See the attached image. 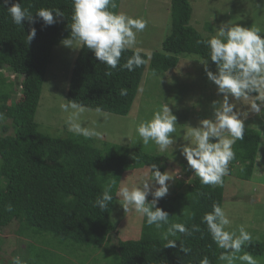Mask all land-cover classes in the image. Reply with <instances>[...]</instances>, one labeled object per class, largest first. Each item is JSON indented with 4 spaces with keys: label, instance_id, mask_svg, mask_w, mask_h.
<instances>
[{
    "label": "trees",
    "instance_id": "trees-1",
    "mask_svg": "<svg viewBox=\"0 0 264 264\" xmlns=\"http://www.w3.org/2000/svg\"><path fill=\"white\" fill-rule=\"evenodd\" d=\"M20 2L29 8L36 21H23V26L15 25L6 7H0V230L17 223L18 245L10 258L0 254V264H11L13 257H19L22 264H59L51 254L45 253L41 260L37 246L33 242L36 235L49 233L56 239H49L54 246L71 250L79 246L103 248L104 256L111 251L113 264H199V260L208 256L211 264H219V249L207 232L201 218L212 210L213 202H223V186L201 185L199 178L193 175L187 163H182L186 174L192 173L185 189L182 181L177 180L170 194L158 201L157 207L168 212L169 224L181 223L192 230L198 225L200 231L186 235L177 233L175 248L165 247L161 238L169 225L157 229L148 226L142 219L141 234L138 238H120L112 247H103L106 238L116 230V220L111 217L114 203L119 199L117 190L126 171L148 168L156 164L161 172L165 171L163 159L144 149L143 143L124 145L98 140L85 139L69 131L53 136L39 128L35 120L41 88L47 66L51 60L54 46L70 36L72 0H11ZM117 12L120 0H114ZM3 0H0V6ZM10 6V5H9ZM40 8L56 9L64 12V17L51 26H44L41 18L35 16ZM171 27L162 42L161 50L142 55L146 63L129 72L118 66L109 69L100 63L87 48L78 49L69 76L66 100L75 101L86 108L96 109L117 115H126L144 75L165 72L174 68L180 54H196L210 67L216 66L208 56V50L197 44L213 34L203 35L195 27L192 19L193 7L190 0L170 1ZM36 36L28 42L31 28ZM134 50L124 52L123 64ZM6 68L15 74L16 86L20 84L23 93L22 102L12 98V80L6 83L2 70ZM111 73L110 75L108 73ZM126 89L127 94L120 95ZM252 95H255L253 93ZM9 100V102H8ZM9 123H1L6 119ZM262 139L259 130L245 127L244 139L233 146L236 152V169H230L239 178L249 179L255 165L256 154ZM150 171V170H149ZM134 175V174H133ZM113 180V200L106 209H100L95 201L100 198L105 187ZM152 197H147L151 201ZM11 206V211H8ZM3 239L0 238V248ZM180 244L191 251L185 255ZM68 249H64L65 247ZM256 258L264 257V242L252 240L244 249ZM105 257V259H106ZM60 258V256H59ZM67 259V258H66ZM67 261L63 264H88L82 261ZM111 262V261H110Z\"/></svg>",
    "mask_w": 264,
    "mask_h": 264
},
{
    "label": "clouds",
    "instance_id": "clouds-1",
    "mask_svg": "<svg viewBox=\"0 0 264 264\" xmlns=\"http://www.w3.org/2000/svg\"><path fill=\"white\" fill-rule=\"evenodd\" d=\"M0 7H6L12 22L17 26H23L25 20L36 22L33 13L29 8L22 7L20 2L3 0ZM115 7L114 0H72V22L67 26L70 36L62 44L69 48H87L109 69L120 66L131 72L146 63L142 55L144 50L137 46V34L146 29L148 21L115 12L112 10ZM35 16L42 19L44 26H51L58 22V18L64 17V12L59 8H40L36 10ZM262 33L259 27L248 28L228 22L221 24L215 35L197 41V44H202L208 50L209 60L216 66L215 72L205 68L207 78L216 86L217 94H222V99L211 103L212 118L200 120L196 127L188 126L184 139L187 143L179 145L180 154L186 159L193 175L199 178L201 185L222 186L224 177L229 175L230 163L236 159L233 146L238 140L244 139L245 125L241 117L247 115L241 113L236 102L249 106L248 110L252 113H264ZM35 36L36 29L33 27L27 35L28 42ZM74 43L78 47H73ZM129 50H134L133 54L121 64L122 54ZM148 58H151L150 54ZM207 62L201 63L206 65ZM126 94V89L120 90L121 96ZM60 107L68 113L66 126L69 132L85 139L103 138L101 131L95 127H85L81 122V115L87 110L84 105L71 100ZM95 111L106 116L99 107ZM176 124V116L168 104H163L153 111L150 119L140 121L135 131L145 146L154 143L158 151L163 153L176 144L172 136L176 132ZM148 167L150 174L139 177L131 188L119 187L117 195L122 197L121 205L125 212L132 210L139 213L148 226L160 229L163 225H169L161 238L166 242L165 247L175 248L177 240L172 237L178 232L190 236L193 230L200 231V227L193 225L190 230L181 223L169 224L168 212L157 207L158 201L168 194V182L179 175V169L161 172L154 163ZM115 186L116 181L113 180L105 187L94 206L106 209L113 200L111 192ZM149 195L151 201L147 200ZM7 210L11 211V206ZM201 223L206 225L213 243L223 250L218 256L223 264H260L256 257L244 250L253 240L252 234L243 224L229 230L232 220L219 202H213L212 210L202 216ZM180 250L185 255L191 251L182 244ZM11 264L22 262L19 257H13ZM199 264H211V261L208 256H204Z\"/></svg>",
    "mask_w": 264,
    "mask_h": 264
},
{
    "label": "rangeland",
    "instance_id": "rangeland-1",
    "mask_svg": "<svg viewBox=\"0 0 264 264\" xmlns=\"http://www.w3.org/2000/svg\"><path fill=\"white\" fill-rule=\"evenodd\" d=\"M170 1L120 0L118 13L123 12L134 18H144L148 21L146 29L137 34V46L146 53L150 54L155 50H161L162 42L170 32ZM190 1L193 7L192 19H194L195 27L203 35H215L216 29L221 24L228 22L248 28L259 27L264 32V0ZM73 47H78V45L74 43ZM78 49L65 47L61 42L54 46L51 52V60L47 66L41 88L42 94H40L35 120L41 130L47 131L53 136H60L61 132L66 134L68 131L66 126L68 113L64 112L60 105L69 103L66 100L69 76ZM203 61L196 54H180L174 68L155 74L145 70L138 89L139 93L134 98L131 109L126 115L102 111L106 114L105 116L97 113L95 109L85 107L87 110L80 118L85 127H95L104 134L101 140L132 145L138 141L142 142L135 131L137 124L142 120L150 119L153 111L159 109L163 104H168L173 115L176 116V132L172 134L176 144L170 146L163 153L158 151L154 143L150 142L147 146L143 144L145 150L155 153L163 159L166 164L165 171L179 169V175L173 181L168 182L170 184L168 194L177 188L175 186L177 180L183 183L178 188L185 189L192 175V173L184 172L182 163H187V161L179 151V145L187 143L184 139L188 126L196 127L200 120L212 118V101L222 99V94H217L214 83L208 80L205 68L213 72L216 70L209 64L201 63ZM14 76L15 74L6 68L2 70V78L6 80V83L10 80L13 81L12 98L20 103L23 100V93L20 91L22 86L20 84L16 86L17 81ZM236 103L241 113L247 114L241 117L245 127L259 130L262 133V139L250 178H239L234 171L224 177L222 207L232 220L229 230L236 229L243 224L252 234L253 240L264 242V113H252L248 110L249 106L240 102ZM9 122L8 118L1 123ZM229 169H236L235 163L231 162ZM145 174H150L148 168L134 169L133 172L126 171L119 187L128 186L131 188L138 182V178ZM121 203L122 197H119L114 203L111 217L117 219L116 230L106 238L102 245L104 248L112 247L120 238L134 239L141 234L143 216L132 210L125 212ZM16 225L17 223L14 222L11 226L0 230V238L3 239L0 254L7 259L11 257L12 250L18 245L26 246L25 238H21L24 239V243H20L17 239L19 237ZM49 239L56 238L49 233H40L33 239L37 246V253L41 255V260H44L45 253L51 252L59 264L69 260L76 262L75 256L80 259L79 261L86 258L88 264H113L111 251L106 252V255L108 254L106 257L103 248L78 245L72 254L70 249L63 250L59 245L50 244ZM64 247V249H68V247ZM257 259L260 264H264V257ZM219 264H223V262L219 261Z\"/></svg>",
    "mask_w": 264,
    "mask_h": 264
}]
</instances>
